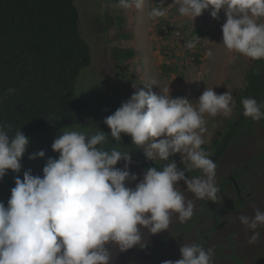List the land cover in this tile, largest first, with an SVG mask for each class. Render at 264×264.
Instances as JSON below:
<instances>
[{"label": "clouds", "instance_id": "1", "mask_svg": "<svg viewBox=\"0 0 264 264\" xmlns=\"http://www.w3.org/2000/svg\"><path fill=\"white\" fill-rule=\"evenodd\" d=\"M167 0H160L164 5ZM180 16L192 18L210 11L219 19L223 10L222 40L229 52L252 60H264V0H174ZM145 0H117L113 5L123 10H143ZM149 18L168 16V7H153ZM196 35L186 40L192 50L200 43ZM212 49L205 56L212 58ZM136 91L104 119L110 137L119 142L122 134L132 138L147 160L165 161L162 167H149L143 179L129 170L131 154L105 147L108 137L100 130L92 135L64 131L51 147L58 158L49 157L43 175L23 171L15 177V186L7 203L0 201V264H111V247L124 252L140 246L143 230L158 234L170 227L177 214L180 222L190 220L195 204L186 199L179 187L198 200L215 202L219 188L216 163L202 145L205 143V114L228 117L232 113L231 92L217 94L207 87L199 98H172L163 91ZM14 93L15 89H8ZM243 115L253 121L264 119V111L255 98H244ZM52 121L51 119H48ZM30 139L12 126L0 122V181L11 170L21 173L22 159ZM181 155L180 164L174 159ZM44 150L29 155L43 159ZM124 161V167H117ZM198 170L202 175L190 176ZM139 180L135 187L128 185ZM253 215L240 214L238 220L251 231L248 243L255 244L264 227V211L252 205ZM141 247V246H140ZM181 257L162 264H212L213 249L197 243H184Z\"/></svg>", "mask_w": 264, "mask_h": 264}, {"label": "trees", "instance_id": "2", "mask_svg": "<svg viewBox=\"0 0 264 264\" xmlns=\"http://www.w3.org/2000/svg\"><path fill=\"white\" fill-rule=\"evenodd\" d=\"M207 11L205 10L201 15L205 20L210 19ZM101 22L102 26L94 31L95 35L91 36V26H84L77 0H0V122L11 125L13 133L21 129L30 140H38L44 136V140L34 146L35 150L32 153L48 150L43 159L30 160L29 156L23 157L22 170L27 168L32 171L37 164L35 169L42 172L47 158H58V153H55L51 147L58 135L84 126H90L94 133L104 131L111 145L105 144L108 149L115 147L131 154L132 162L129 170L137 174L139 179H143V172L149 167H157L159 170V164L147 160L141 149L133 145L131 136L122 134L123 140L119 142L112 140L111 130L103 122L107 116L119 108L116 104L121 102L124 96L115 80L105 81L104 84H113L115 98L113 106L106 108L105 100L108 95L99 90V87L103 85L98 84L95 77H89V73L101 55L94 53V49L103 42L102 31L108 32L106 40H112L111 27L113 24L124 27L125 17L107 14L101 17ZM158 27L162 32L163 26ZM166 30L170 31L168 39L173 38L172 32L177 30L182 31L183 38L187 36L185 32L187 30L184 31L182 27L166 26ZM118 38L123 44L131 41L129 29L123 28ZM163 38H166L165 34ZM108 48L111 52L110 57L115 60L114 72L135 56V49L130 46L119 49L111 46ZM201 55L196 54L194 58L197 65L202 62ZM101 56L106 58L105 55ZM249 61L245 87L233 94V103L238 107L242 106L244 98L249 97L255 98L259 104L264 105V60L249 58ZM171 72H178L175 62L168 65L166 74ZM10 88H14L15 92L9 93ZM230 124L235 128L229 131L230 135L228 131L225 132L224 138L226 134L229 136L227 142L224 138L220 141L221 134L218 138H213V143L217 146L215 153H210L207 146L202 145L209 154V158L216 165L224 168L223 173L216 172L218 188L224 190L229 184L231 180L228 174L232 168H238L253 160L256 162L253 163L257 168L256 177L259 178L261 188L264 189V141H260L259 138L250 139V143H254L253 140H255L252 147L251 144L248 145L249 142H245L244 137L248 136L242 131L243 127L248 125L245 116L241 117L237 124ZM233 133L237 135L235 139L232 138ZM240 160L242 162L237 164L236 162ZM231 162L235 166L231 165ZM124 163L121 161L117 167L123 168ZM138 182L139 180L129 186L135 187ZM183 183L181 181L179 187L186 199L193 200L195 204L193 217L182 223L177 214H174L170 229L158 234H151L144 229L141 247L135 246L121 252L117 247L112 246L111 264L115 263L114 261H117V264H162L165 260L176 261L182 258L180 248L184 243H197L205 249L218 248L219 245L214 243L216 234L213 236V233L224 227L225 214L232 216L239 212H246L251 205L243 206L237 199L235 201L230 198L224 199L222 195H218L219 203L207 201V199L198 200L194 194L186 191L187 186ZM262 200L264 202V194ZM209 205L212 207L208 210ZM211 219L214 220L212 222L214 226ZM239 230L240 233L232 232L230 235H239V237L241 235V240H244V243L247 242L248 247L252 249L247 248L246 244L241 248H235L232 238H228L225 245L221 247L228 252L220 256L213 254L212 264H256L253 260L254 249L256 244L260 248L264 247V227L257 229L261 236L255 244L248 243L251 235L249 229L243 226ZM179 232L181 234L177 235ZM189 232H194L195 239L192 242L189 236L184 241V236H187L185 234ZM210 236L212 239L206 241ZM232 255L238 257L239 261H236ZM260 256L263 258L264 252ZM219 260H222L221 263L218 262Z\"/></svg>", "mask_w": 264, "mask_h": 264}, {"label": "rangeland", "instance_id": "3", "mask_svg": "<svg viewBox=\"0 0 264 264\" xmlns=\"http://www.w3.org/2000/svg\"><path fill=\"white\" fill-rule=\"evenodd\" d=\"M77 0L79 4L83 19L84 26H91V36L95 35L94 31L98 30L102 26L101 17L108 14L112 16L123 15L125 17L124 27H120L117 24H113L110 29L112 34V40H106V35L102 31L103 42L100 43L99 47L94 49V53L105 55L106 58L99 56V61L94 64L92 71L89 73V77L93 76L96 78L97 83L103 85L99 87V90L104 91L107 94V99L105 100L107 105L106 108L113 106V84H104L105 81L115 80L118 86L121 89L123 100L117 102L119 107L122 102L127 101L131 95L136 91V88L133 87L135 84L137 87L144 89L145 91L149 90V85L153 82L156 85H151V90L157 93L161 91L170 94L172 98L184 97L187 98L190 102H193L199 98L203 91L209 87L214 88L217 94H223L226 92H231L233 95L240 88L245 87L246 73L249 70L248 63L249 58L243 55L229 52L227 50L222 40V25L226 21V16L223 10L220 13L219 19H214L211 15L210 19L205 20L204 17H197L195 20L192 18L182 17L178 12V6L174 3V0H167V3L164 4L165 7H168V16L164 18H159L158 20H152L149 18L148 13L153 7L161 6L160 0H145V6L143 10L137 11L135 9L123 10L113 7L117 3V0ZM163 7V6H161ZM207 14H210V11H207ZM211 25V26H210ZM105 26V23H104ZM158 26H163V31L160 32ZM166 26H176L182 27V29L187 30V36L182 37V31L177 30L172 32L173 38L168 39L170 31L166 30ZM125 29H129L132 36L131 41H128L126 44L120 42L118 34ZM180 35L178 36V34ZM168 33V34H167ZM164 34L166 38H163ZM191 36L189 37V35ZM196 35L201 37L200 43L196 48L188 50L185 48L184 44L186 40H190ZM178 36V37H177ZM187 37V38H186ZM130 43V45H129ZM113 48H124L130 46V48L135 49V56L133 59L123 63L117 72H114V62L112 57H110V50L108 47ZM213 50V57L208 58L205 56V51L207 49ZM196 54L201 55V63L197 65L194 61ZM175 62L178 66V72H171L166 74L168 65H172ZM93 65V62H92ZM91 65V67H92ZM90 67V68H91ZM89 68V69H90ZM113 71V73L111 72ZM242 106L232 105V113L228 117L223 115H217L212 117L211 115L205 114V127L206 132L204 133L205 143L203 146H207L210 153L213 154V151L217 147L213 143V138H218L219 134H223V138L227 128L233 129L235 126H230V123H235L237 118L243 112ZM264 111V107L262 108ZM248 125L243 127V133L248 135L244 140L246 143L250 139H260L264 140V119L260 121H253L251 118L246 117ZM250 124V126H249ZM68 131H79L86 135L95 134L90 126H84L81 129H70ZM240 131V130H239ZM107 136V135H106ZM237 135L232 134V138L235 139ZM44 136H41L38 140H30V144L27 152L24 157L32 154L33 150L41 140H44ZM223 138H221L223 140ZM107 144L111 146L108 142ZM254 143H250L251 147L254 146ZM106 147V145H105ZM38 148V147H37ZM107 148V147H106ZM141 152L144 154L143 150ZM59 155V154H58ZM174 159L178 162V166L182 167L180 164L181 155L176 154ZM150 161V160H149ZM156 164H159L161 167L165 161H152ZM223 161H221L222 163ZM242 161H237V164H240ZM167 163V162H166ZM37 164L34 166L36 167ZM231 165L235 166L233 162ZM32 170L33 175H43V172H39L37 169ZM27 168L21 171V173H13L9 170V173L0 181V201L7 203L8 198L11 195V189L15 186V177L17 175L23 179V171H26ZM41 170V169H40ZM42 171V170H41ZM189 173L190 176H199L200 173L198 170L196 172ZM216 172L221 174L224 172V168L217 165ZM184 184V183H183ZM129 186V185H128ZM250 207L246 212H239L235 215L224 216V229L216 234L214 243L222 247L228 240V237L232 238L235 248H241L247 242L244 243V240H241V235H230L234 232L240 233L239 228H243V224L238 220L240 214L251 215L253 212L252 205L254 200L249 202ZM170 229V227H169ZM181 234L179 232L177 235ZM184 241L190 237L191 242L195 239L194 232H189L185 234ZM116 248L115 246H113ZM250 250L252 248L248 247ZM222 252H228L222 250ZM232 257L239 261L235 256ZM117 264V261H114Z\"/></svg>", "mask_w": 264, "mask_h": 264}, {"label": "flooded vegetation", "instance_id": "4", "mask_svg": "<svg viewBox=\"0 0 264 264\" xmlns=\"http://www.w3.org/2000/svg\"><path fill=\"white\" fill-rule=\"evenodd\" d=\"M116 105L119 107V104H116ZM237 122H239V120H237L235 123L237 124ZM229 128H227L228 135L231 134V132H229V131H231V129H229ZM221 138H223V134H222ZM228 138H229V136H227V134H226L224 141L227 142ZM220 141H222V139H220ZM262 141H264V140H262ZM214 148H216V147H214ZM44 151L46 153H48V150H44ZM212 151L215 153V149ZM253 163H256V162H253V160H250L245 165L239 166L238 168L237 167L232 168L230 170V173L228 174V177H230L231 181H229V184H227L225 186L224 190H223V188L219 189L217 196L222 195L224 199L230 198V199H233L234 201L237 199L241 205L247 206V207H248L249 202L254 200V204L257 207H259L261 210L264 209V202L262 200V197L264 194V189L261 188L262 186L259 183V178L256 177L255 172H256L257 168H256V165ZM207 201H209V200H207ZM215 202L219 203L218 200H216ZM211 207L212 206L209 205L208 210ZM216 208H218V206ZM201 215L202 214H200V216ZM203 216H205V215H203ZM213 221L214 220L211 219V223ZM212 226H214L213 223H212ZM223 229H224V227L222 226V229H220V231H222ZM220 231H218V230L215 231L213 233V236L215 234L219 233ZM228 238H230V237H228ZM209 239L211 240L212 236H210V238H207L206 241H209ZM211 242L213 243V241H211ZM232 243H234V242L232 241ZM207 244H208V242H207ZM212 249H213V253L216 254L217 256L225 254L224 252H222V250H225V249H222L221 247L212 248ZM259 251H261V253H259ZM263 252H264V247L260 248V247H258V244H256L255 249H254V258H253V260L255 261L256 264H264V262H263L264 257L262 258L260 256V254H263ZM249 255H251V252H249ZM217 259H220V258H217ZM222 260H219L218 262L221 263Z\"/></svg>", "mask_w": 264, "mask_h": 264}, {"label": "water", "instance_id": "5", "mask_svg": "<svg viewBox=\"0 0 264 264\" xmlns=\"http://www.w3.org/2000/svg\"><path fill=\"white\" fill-rule=\"evenodd\" d=\"M243 112H244V110H243ZM243 112H241V114H240V116L237 118V120H239L241 117H243L244 115H243ZM236 120V121H237Z\"/></svg>", "mask_w": 264, "mask_h": 264}, {"label": "built area", "instance_id": "6", "mask_svg": "<svg viewBox=\"0 0 264 264\" xmlns=\"http://www.w3.org/2000/svg\"><path fill=\"white\" fill-rule=\"evenodd\" d=\"M178 33H179V32H178ZM167 34H168V33H167ZM179 35H180V33L178 34V36H179ZM178 36H177V37H178Z\"/></svg>", "mask_w": 264, "mask_h": 264}]
</instances>
